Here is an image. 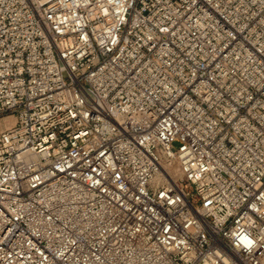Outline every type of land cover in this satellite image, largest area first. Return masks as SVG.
<instances>
[{
	"label": "built area",
	"instance_id": "built-area-1",
	"mask_svg": "<svg viewBox=\"0 0 264 264\" xmlns=\"http://www.w3.org/2000/svg\"><path fill=\"white\" fill-rule=\"evenodd\" d=\"M0 264H264V0H0Z\"/></svg>",
	"mask_w": 264,
	"mask_h": 264
}]
</instances>
